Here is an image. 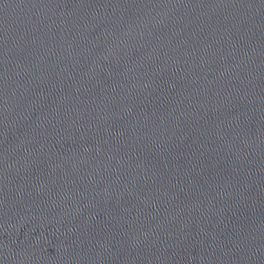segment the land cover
I'll return each instance as SVG.
<instances>
[{"label": "water", "instance_id": "obj_1", "mask_svg": "<svg viewBox=\"0 0 264 264\" xmlns=\"http://www.w3.org/2000/svg\"><path fill=\"white\" fill-rule=\"evenodd\" d=\"M0 264H264V0H0Z\"/></svg>", "mask_w": 264, "mask_h": 264}]
</instances>
